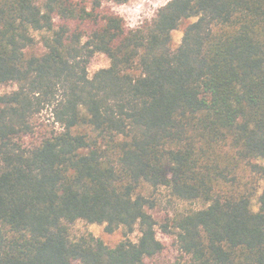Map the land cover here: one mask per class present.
Wrapping results in <instances>:
<instances>
[{
  "label": "trees",
  "instance_id": "trees-1",
  "mask_svg": "<svg viewBox=\"0 0 264 264\" xmlns=\"http://www.w3.org/2000/svg\"><path fill=\"white\" fill-rule=\"evenodd\" d=\"M127 1L0 0V264H149L162 188L202 205L160 228L172 264H264V0H171L135 30L102 11Z\"/></svg>",
  "mask_w": 264,
  "mask_h": 264
},
{
  "label": "rangeland",
  "instance_id": "rangeland-1",
  "mask_svg": "<svg viewBox=\"0 0 264 264\" xmlns=\"http://www.w3.org/2000/svg\"><path fill=\"white\" fill-rule=\"evenodd\" d=\"M171 0H128L124 4H114L110 2H105L103 4V12H107L122 18L125 28L127 30H135L136 28L150 22L157 11L163 7L166 3ZM189 22H184L179 27V29L172 34L173 45L178 46L181 42L183 30ZM109 66V61L105 55L96 54L88 64V75H92L100 69L107 68ZM16 89L15 86L0 87V94H5L12 92ZM40 121L38 123H43V125L51 127V117L50 110H44L41 113ZM260 164L264 165V162L260 161ZM264 192V178L260 180L258 184V195ZM146 196H151L155 208L152 214L157 223V235L158 238L164 243L165 249L156 258L149 260V264H172L177 257L176 247L174 245V240L172 235H165L160 233L161 227L168 220L173 218L179 213H183L189 210L200 209L201 204H189L181 203L173 200L169 196V192L166 189H159L154 192L149 190ZM252 209L257 211L258 205L257 201H253ZM71 236L78 238L81 236L91 235L95 239L101 240L105 245L110 248H114L122 240H124L125 233L123 229H118L112 234L105 232L104 225H90L85 222H77L70 227ZM139 237V233L136 231L128 236V239L136 242Z\"/></svg>",
  "mask_w": 264,
  "mask_h": 264
}]
</instances>
